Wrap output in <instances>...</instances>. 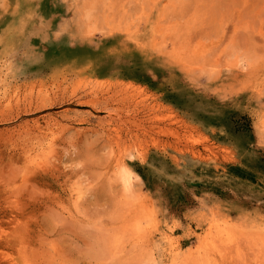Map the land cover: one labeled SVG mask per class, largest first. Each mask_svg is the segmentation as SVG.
Wrapping results in <instances>:
<instances>
[{
  "label": "rangeland",
  "instance_id": "374dc122",
  "mask_svg": "<svg viewBox=\"0 0 264 264\" xmlns=\"http://www.w3.org/2000/svg\"><path fill=\"white\" fill-rule=\"evenodd\" d=\"M0 264H264V0H0Z\"/></svg>",
  "mask_w": 264,
  "mask_h": 264
}]
</instances>
